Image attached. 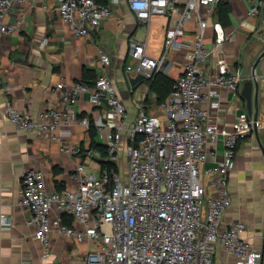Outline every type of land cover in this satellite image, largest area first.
<instances>
[{
	"label": "built area",
	"instance_id": "built-area-1",
	"mask_svg": "<svg viewBox=\"0 0 264 264\" xmlns=\"http://www.w3.org/2000/svg\"><path fill=\"white\" fill-rule=\"evenodd\" d=\"M26 0H0V37L14 25L5 20L13 4ZM118 0H55L61 20L77 36H94L101 20ZM222 0H127L141 22L154 15H166L161 52L150 56L145 43L130 41L134 62L126 71L143 73L150 79L157 71H167L169 51H184L183 70L172 90L159 104L161 115L140 106L133 121L113 79L107 74L93 81L56 82L49 102L35 115L6 100L3 114L13 126L23 130L50 132L62 150L77 154L62 138L71 122L86 127L87 116L76 110L77 99L89 91L90 100L106 108L105 118L95 120L108 130L104 159L98 173L85 170L80 162L71 177L74 187L48 189L44 172L30 168L22 173L18 205L30 212L27 224L34 227L32 237L50 254V231L71 236L78 241L91 240L97 247L86 251L84 264H214L215 245L220 244L239 258V264H258L263 251L242 237L245 225L234 221L222 224V216L231 203L229 176L235 168L236 149L252 128V120L241 111L231 129L218 122L222 90L236 91L241 81L240 69L229 62L225 45L235 35L220 20L211 23L213 35L206 42V28ZM247 14L260 16L264 28V0H246ZM195 23L193 41L184 37L187 24ZM215 56L213 65L209 61ZM104 65L107 53H100ZM4 90L9 89L5 85ZM125 145V163L120 166L121 142ZM222 145L221 159L211 171L209 193L204 183L206 161ZM72 223L62 221V216ZM2 225L11 218L1 214Z\"/></svg>",
	"mask_w": 264,
	"mask_h": 264
},
{
	"label": "crops",
	"instance_id": "crops-1",
	"mask_svg": "<svg viewBox=\"0 0 264 264\" xmlns=\"http://www.w3.org/2000/svg\"><path fill=\"white\" fill-rule=\"evenodd\" d=\"M229 5L228 18L223 23L217 16L209 19L206 42L212 40L213 19H218L235 35L225 45L229 62L240 69L241 81L236 91L222 90L218 122L221 128L231 129L241 111H246L252 120V128L237 145L235 168L229 176L228 188L231 203L222 216V224L241 221L245 227L241 232L258 250L264 249V28L260 16L248 15L246 0H222ZM5 20L14 25L10 33L0 37V264H84L81 257L97 245L91 240L78 241L74 237L50 231L51 247L48 257H43V248L33 239L34 227L27 224L30 212L18 205L21 176L30 168L44 172L48 189L74 187L71 175L76 165L82 162L85 170L98 173L104 166V154L108 130L98 127L95 120L105 118L106 108L90 100L89 91L83 92L76 103L81 116L90 119L86 127L71 122L69 132L62 138L69 147L79 152L71 154L62 150L53 137L61 133V126L50 132L18 129L3 114L6 100L35 115L50 100L56 82L67 84L76 80L93 81L98 75H109L124 101L127 118L133 121L140 106L149 113L162 116L156 93L150 89L149 79L129 80L137 73L126 71V64L134 62L130 54V41L145 43V52L158 56L162 49L164 32L171 18L154 15L141 22L129 7L127 0L112 3V11L105 16L94 36H77L61 20L55 0H26L11 6ZM195 23L186 26L185 39L193 41ZM184 51L171 49L169 65L164 71L175 79L183 70ZM110 57L104 65L100 53ZM215 56L209 61L213 65ZM252 81V110L249 113L242 94L244 84ZM9 89L4 90L5 85ZM93 128L94 136L89 129ZM121 157L125 163V145L121 142ZM105 149H103L104 151ZM105 152V151H104ZM222 145L219 142L214 155L205 163L204 183L209 193L214 187L209 183L211 171L221 159ZM124 166V165H123ZM1 214L11 218V223L2 225ZM71 224V218L61 217ZM214 264H239V258L228 253L220 244L215 245ZM258 264H264V254Z\"/></svg>",
	"mask_w": 264,
	"mask_h": 264
},
{
	"label": "trees",
	"instance_id": "trees-1",
	"mask_svg": "<svg viewBox=\"0 0 264 264\" xmlns=\"http://www.w3.org/2000/svg\"><path fill=\"white\" fill-rule=\"evenodd\" d=\"M100 1L105 2L107 0H100ZM229 9L230 8L228 3L224 1H220L216 5V10H215L216 14L223 23H226L227 21ZM148 81H149L150 89L156 93V99L157 102L159 103H161L166 98V96L172 90V86L174 83V79L169 77L163 71H157ZM89 131H90V135L93 137L95 134L94 129L90 127ZM92 145L95 147H100L102 152L105 153L104 152L105 150L103 151V149H105L104 146L98 145L95 142H92ZM106 163L107 161L104 162V164Z\"/></svg>",
	"mask_w": 264,
	"mask_h": 264
},
{
	"label": "water",
	"instance_id": "water-1",
	"mask_svg": "<svg viewBox=\"0 0 264 264\" xmlns=\"http://www.w3.org/2000/svg\"><path fill=\"white\" fill-rule=\"evenodd\" d=\"M263 53H264V50L262 51L261 55ZM142 79H146V76L143 73H137L134 76H129V80H130L131 83L133 81L136 82V81H139V80H142ZM251 91H252V81L249 80V81H247L244 84L243 91H242V94H243V96L246 99V106H247V109H248L249 113L252 110V92ZM259 142H260V146L264 150V140H263V142H261V141H259ZM262 257H263V252H262V255H261V259H262Z\"/></svg>",
	"mask_w": 264,
	"mask_h": 264
},
{
	"label": "rangeland",
	"instance_id": "rangeland-1",
	"mask_svg": "<svg viewBox=\"0 0 264 264\" xmlns=\"http://www.w3.org/2000/svg\"><path fill=\"white\" fill-rule=\"evenodd\" d=\"M123 164H124V157H121V163H120V166L122 167Z\"/></svg>",
	"mask_w": 264,
	"mask_h": 264
}]
</instances>
